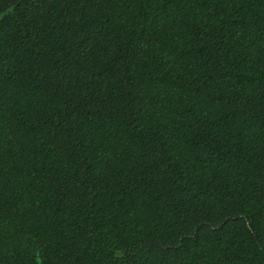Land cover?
<instances>
[{
  "label": "trees",
  "instance_id": "trees-1",
  "mask_svg": "<svg viewBox=\"0 0 264 264\" xmlns=\"http://www.w3.org/2000/svg\"><path fill=\"white\" fill-rule=\"evenodd\" d=\"M0 264H264V0H0Z\"/></svg>",
  "mask_w": 264,
  "mask_h": 264
}]
</instances>
